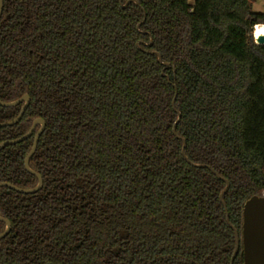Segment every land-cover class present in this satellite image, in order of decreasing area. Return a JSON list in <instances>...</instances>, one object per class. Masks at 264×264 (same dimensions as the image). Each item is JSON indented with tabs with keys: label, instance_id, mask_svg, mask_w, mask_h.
<instances>
[{
	"label": "trees",
	"instance_id": "1",
	"mask_svg": "<svg viewBox=\"0 0 264 264\" xmlns=\"http://www.w3.org/2000/svg\"><path fill=\"white\" fill-rule=\"evenodd\" d=\"M255 1L3 0L0 101L30 104L0 145L46 128L30 160L41 190L0 189V264H231L226 184L197 166L229 182L241 233L264 191ZM22 107L0 106V124ZM39 130L0 151V183L38 185L25 160Z\"/></svg>",
	"mask_w": 264,
	"mask_h": 264
},
{
	"label": "water",
	"instance_id": "2",
	"mask_svg": "<svg viewBox=\"0 0 264 264\" xmlns=\"http://www.w3.org/2000/svg\"><path fill=\"white\" fill-rule=\"evenodd\" d=\"M119 2L122 5V8H126L130 3V2H128L125 5H123L122 0H119ZM132 3L139 6V4L136 1H132ZM2 12H3V0H0V19L2 16ZM258 44L259 45L264 44V37L259 38ZM151 45H150V47H151ZM137 48L139 50L143 51L140 47V44L137 45ZM151 54L157 56L160 64L165 65L167 68H169L168 64H164L162 62V59L158 53H151ZM20 104H23L20 115L15 120H13L12 122L0 124V128L11 127V126L18 124L21 121L22 117L24 116L27 108L29 107L30 98H29V96L24 95L23 97H21L19 100L15 101V102L3 103L0 101V106L6 107V108L16 107ZM173 106L175 109V102L173 103ZM177 114H178V121L176 122L174 129H173V135L175 137H177V126L181 120V114L179 112H177ZM38 126H40V130L35 135L33 148L25 160L26 170L30 174L37 177V179L39 181L38 185L34 189L25 190V189L18 188L16 186L8 184V183H0V189L1 188H9L13 191H16V192H19L22 194H26V195L35 194L41 190V188L43 186L42 177L30 168V160L34 156V154L37 150V146H38L40 137L42 136V134L44 133L45 128H46V124L43 120L35 121L31 130L29 131V133L27 135H25L23 138L16 140V141L4 142L3 144H1L0 145V151L7 146L18 144V143L30 138L34 133V130ZM183 142H184V146H183V150H182V155L185 158V160L188 163H190L189 160L187 159L186 155H185L186 142L184 140H183ZM197 167L207 168V169L211 170L212 173L217 178H219L221 181H223L226 184L225 189L221 193L220 201L223 204L225 212H226V221H227L229 227L234 231L235 237H236V246H235L234 254H233L232 259H231V264H234V261H235L236 257L238 256V254L240 253L241 250L243 253V264H264V197L254 196L244 204L243 211H242V220H243L242 231H241V233H239L230 223L229 214H228L226 204L224 203V199H223L225 194L228 192V190L230 188L229 182L227 180L221 178L215 171H213L209 167H205V166H197ZM0 221L6 224V230L2 234H0V241H1L5 237L8 236V234L11 230V223L7 219H5L1 216H0Z\"/></svg>",
	"mask_w": 264,
	"mask_h": 264
},
{
	"label": "built area",
	"instance_id": "3",
	"mask_svg": "<svg viewBox=\"0 0 264 264\" xmlns=\"http://www.w3.org/2000/svg\"><path fill=\"white\" fill-rule=\"evenodd\" d=\"M256 1H257V0H256ZM261 1L264 2V0H261ZM259 27L262 28V30L264 31V26H263V25H257V26H255V27L253 28L252 37H253V41H254L255 45H259V44H258V40H259V38L264 37V34H263V36H259V35L257 34V33H258L257 29H258ZM262 45H264V44H262ZM259 46H260V45H259ZM261 196L264 197V191H263V193H262Z\"/></svg>",
	"mask_w": 264,
	"mask_h": 264
},
{
	"label": "rangeland",
	"instance_id": "4",
	"mask_svg": "<svg viewBox=\"0 0 264 264\" xmlns=\"http://www.w3.org/2000/svg\"><path fill=\"white\" fill-rule=\"evenodd\" d=\"M252 8L255 13H264V2L261 0H257L253 3Z\"/></svg>",
	"mask_w": 264,
	"mask_h": 264
},
{
	"label": "bare ground",
	"instance_id": "5",
	"mask_svg": "<svg viewBox=\"0 0 264 264\" xmlns=\"http://www.w3.org/2000/svg\"><path fill=\"white\" fill-rule=\"evenodd\" d=\"M257 31H258L257 34H258L259 36H263L264 31L262 30V28L259 27V28L257 29Z\"/></svg>",
	"mask_w": 264,
	"mask_h": 264
}]
</instances>
